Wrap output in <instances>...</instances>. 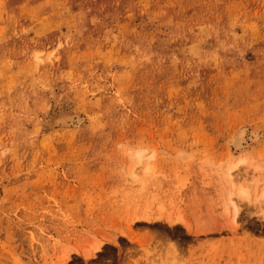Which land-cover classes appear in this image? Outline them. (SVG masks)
<instances>
[{
    "label": "rangeland",
    "instance_id": "1",
    "mask_svg": "<svg viewBox=\"0 0 264 264\" xmlns=\"http://www.w3.org/2000/svg\"><path fill=\"white\" fill-rule=\"evenodd\" d=\"M263 196L264 0H0V264H264Z\"/></svg>",
    "mask_w": 264,
    "mask_h": 264
},
{
    "label": "bare ground",
    "instance_id": "2",
    "mask_svg": "<svg viewBox=\"0 0 264 264\" xmlns=\"http://www.w3.org/2000/svg\"><path fill=\"white\" fill-rule=\"evenodd\" d=\"M78 116V115H77ZM68 117H70V116H67L66 117V121H68ZM74 117V116H73ZM71 118H72V116H71ZM64 119V118H63ZM83 120V118H81V117H78L77 118V124L79 125L81 122H82V120ZM65 120H62L63 122L65 121ZM69 121H71L70 119H69ZM61 122V121H60ZM73 122V121H72ZM71 122V123H72ZM76 125V124H75ZM245 131H238L237 133H236V135H234V138H233V142H232V145L234 146V149H236V150H241L242 148H243V144L245 143V138H246V135H245ZM258 135V134H257ZM256 136V135H255ZM233 137V136H232ZM257 138H258V136H256ZM232 140V139H231ZM256 141V140H255ZM229 144V143H228ZM146 155V154H145ZM152 157H154V155H152L151 156V158H148V159H146L145 158V156L143 155V154H140V155H138V163L140 164V167H143L145 164H147L146 162H149V160H151L152 159ZM154 159V158H153ZM236 167H238V166H233L231 169H230V171H231V173L234 171V169L236 168ZM152 168H150V166H149V164L147 165V167H146V174L147 175H150V173H151V170ZM231 173H229V176L231 175ZM133 174H135V172L133 171ZM243 188V187H242ZM240 195L241 196H246V191L245 190H240ZM247 197V196H246ZM264 197V196H263ZM172 220H174V221H172ZM168 221L169 222H176L177 220L176 219H173V218H168ZM171 224H173V223H171ZM97 248H99V247H96V249Z\"/></svg>",
    "mask_w": 264,
    "mask_h": 264
}]
</instances>
